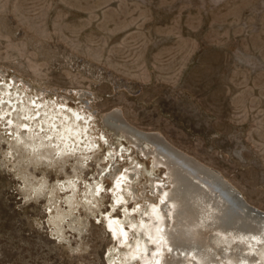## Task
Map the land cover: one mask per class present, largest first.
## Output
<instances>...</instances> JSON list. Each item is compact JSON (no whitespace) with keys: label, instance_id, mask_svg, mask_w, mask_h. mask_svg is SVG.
<instances>
[{"label":"rangeland","instance_id":"374dc122","mask_svg":"<svg viewBox=\"0 0 264 264\" xmlns=\"http://www.w3.org/2000/svg\"><path fill=\"white\" fill-rule=\"evenodd\" d=\"M13 78V90L31 84L18 104L32 96L65 103L68 114L95 111L96 136L102 115L122 109L139 128L220 170L264 210V0H0V88ZM10 106L6 99L0 111ZM18 112L13 129L0 116V264H111L109 146L96 138L90 157L81 143L56 154L53 138L33 147L48 131H18ZM130 149L145 166L141 183L150 172L164 176ZM122 208L111 214L121 217ZM58 210L68 214L60 231Z\"/></svg>","mask_w":264,"mask_h":264},{"label":"bare ground","instance_id":"6f19581e","mask_svg":"<svg viewBox=\"0 0 264 264\" xmlns=\"http://www.w3.org/2000/svg\"><path fill=\"white\" fill-rule=\"evenodd\" d=\"M22 81L23 91L11 89L20 84L16 78L0 88V102L7 99L13 105L4 107L0 116L2 124L13 129L16 122L10 116L14 108L19 110L18 131L31 134L35 126V130L48 131L31 146L44 145L47 138H53L51 144L61 143L56 154H73L81 143L89 157L97 151L96 138L109 146L105 153L109 164L103 176L111 179L112 212L123 207L121 217L112 212L105 214L106 228L115 243L111 264H264V210L249 202L220 170L175 146L162 132L139 128L118 107L102 115V127L96 136L92 132L97 120L95 111L68 114L64 111L67 104L49 105L46 99L39 101L32 96L18 104L14 101L31 87ZM78 94L84 103L90 102L88 91L80 90ZM133 145L143 157L151 158L152 169H162L164 176L150 172L141 183L145 166L131 156ZM127 155L131 156L130 162L116 164L118 157L124 159ZM73 188L66 198L70 210L76 204ZM104 189L99 181L92 194L100 198ZM66 215L61 210L54 214L52 221L58 231Z\"/></svg>","mask_w":264,"mask_h":264},{"label":"water","instance_id":"95a60500","mask_svg":"<svg viewBox=\"0 0 264 264\" xmlns=\"http://www.w3.org/2000/svg\"><path fill=\"white\" fill-rule=\"evenodd\" d=\"M109 234L111 233L110 231H107ZM112 234V233H111ZM111 234H110V236H111Z\"/></svg>","mask_w":264,"mask_h":264},{"label":"flooded vegetation","instance_id":"af4514ba","mask_svg":"<svg viewBox=\"0 0 264 264\" xmlns=\"http://www.w3.org/2000/svg\"><path fill=\"white\" fill-rule=\"evenodd\" d=\"M134 146V145H133Z\"/></svg>","mask_w":264,"mask_h":264}]
</instances>
